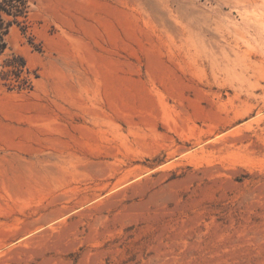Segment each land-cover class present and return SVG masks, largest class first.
<instances>
[{"label":"rangeland","instance_id":"1","mask_svg":"<svg viewBox=\"0 0 264 264\" xmlns=\"http://www.w3.org/2000/svg\"><path fill=\"white\" fill-rule=\"evenodd\" d=\"M7 42L0 264H264V0H33Z\"/></svg>","mask_w":264,"mask_h":264},{"label":"trees","instance_id":"2","mask_svg":"<svg viewBox=\"0 0 264 264\" xmlns=\"http://www.w3.org/2000/svg\"><path fill=\"white\" fill-rule=\"evenodd\" d=\"M33 0H0V54L8 46L7 35L13 26L25 29L32 12ZM25 62L21 61L19 71L23 70ZM18 89H31L30 85H21Z\"/></svg>","mask_w":264,"mask_h":264}]
</instances>
